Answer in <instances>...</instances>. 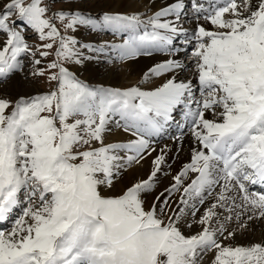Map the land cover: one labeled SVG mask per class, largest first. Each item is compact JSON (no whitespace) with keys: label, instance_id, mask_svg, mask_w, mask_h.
<instances>
[{"label":"snow or ice","instance_id":"obj_1","mask_svg":"<svg viewBox=\"0 0 264 264\" xmlns=\"http://www.w3.org/2000/svg\"><path fill=\"white\" fill-rule=\"evenodd\" d=\"M0 264H264V0H0Z\"/></svg>","mask_w":264,"mask_h":264},{"label":"bare ground","instance_id":"obj_2","mask_svg":"<svg viewBox=\"0 0 264 264\" xmlns=\"http://www.w3.org/2000/svg\"><path fill=\"white\" fill-rule=\"evenodd\" d=\"M142 69L143 62H126L114 70H106L103 65L93 62L88 65L87 70L81 69V73L83 77L91 78L94 82L107 81L115 85H130L139 79Z\"/></svg>","mask_w":264,"mask_h":264},{"label":"rangeland","instance_id":"obj_3","mask_svg":"<svg viewBox=\"0 0 264 264\" xmlns=\"http://www.w3.org/2000/svg\"><path fill=\"white\" fill-rule=\"evenodd\" d=\"M33 38H34V37H33ZM80 75L83 77V75H82L81 72H80ZM83 78H85V79H89V78H86V77H83ZM89 80L93 81L91 78H90ZM6 227H7V225H6Z\"/></svg>","mask_w":264,"mask_h":264}]
</instances>
